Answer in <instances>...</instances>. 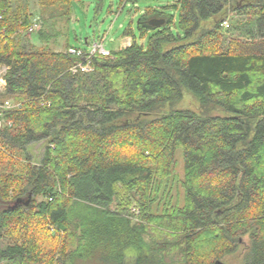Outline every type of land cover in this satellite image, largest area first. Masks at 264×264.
I'll use <instances>...</instances> for the list:
<instances>
[{
	"label": "trees",
	"instance_id": "1",
	"mask_svg": "<svg viewBox=\"0 0 264 264\" xmlns=\"http://www.w3.org/2000/svg\"><path fill=\"white\" fill-rule=\"evenodd\" d=\"M12 1L0 4V100L18 104L0 116V264H215L245 236L243 264H264V0H177L176 22L148 8L145 45L133 37L74 74L77 58L47 46L61 35L54 7L66 24L74 0H40L43 47L22 37L30 21Z\"/></svg>",
	"mask_w": 264,
	"mask_h": 264
},
{
	"label": "rangeland",
	"instance_id": "2",
	"mask_svg": "<svg viewBox=\"0 0 264 264\" xmlns=\"http://www.w3.org/2000/svg\"><path fill=\"white\" fill-rule=\"evenodd\" d=\"M176 1L177 0H128L125 4L121 5V0H74L71 4L72 13L69 15V22L66 24L62 22L64 18V14L62 13L66 11L67 6H55V13L51 17L54 19H48L49 15L45 12L47 10L41 7L40 0H13L10 4V8L11 10H17L20 17L27 16L30 21L29 25L32 20L37 19L39 30L42 28V22L45 20L48 19L50 22L54 20L53 22H56V31L61 32V35H56L53 37V40L48 41L47 46L53 50L66 51L67 43L69 46L87 49V43L101 41L104 38L103 43L105 48L114 52L119 50L122 45V38L125 36L126 31H130V37H134L140 44H146L151 33L141 38L137 31L136 24L138 17L148 8H153L164 12L166 15H171L174 22H176L179 16V8L173 6L176 4ZM15 3H18V5ZM234 17V12L228 14L229 21ZM27 28L22 31L23 34H25L22 37L28 41L29 45L43 47V42L37 39V32L39 30L28 35ZM6 100L12 101L11 98ZM188 104L189 100L185 97L178 106L184 107L188 106ZM164 108H167V106ZM44 150L45 144L43 141L31 144L28 147L31 163H39ZM175 159L176 164L173 168V177L176 180H172L174 182V186L172 187V199L174 202L178 201V204H182L183 190L179 181H181L183 177L184 163L181 150L177 151ZM40 199L41 198L38 197V200ZM1 206H4V203L0 201V207ZM247 241V237H243L236 252L223 258L222 261L225 264H243V255L246 251Z\"/></svg>",
	"mask_w": 264,
	"mask_h": 264
},
{
	"label": "built area",
	"instance_id": "3",
	"mask_svg": "<svg viewBox=\"0 0 264 264\" xmlns=\"http://www.w3.org/2000/svg\"><path fill=\"white\" fill-rule=\"evenodd\" d=\"M3 1L4 0H0V4ZM127 1L128 0H123L122 5L125 4ZM1 20H2V14L0 12V21ZM222 26L225 28L229 26V23L226 19L222 22ZM27 29H28L27 30L28 35L38 31L39 24L37 22V19L32 20L31 24L28 26ZM2 34L3 32L0 29V36H4ZM103 41L104 38L101 41H92L90 43H87L88 46L87 49L69 46L66 49V52L69 55L77 58L75 64L70 67V72L73 74L77 72L88 73L92 70V60L94 57L110 56L111 52L105 48ZM7 69L8 67L5 65L0 66V93H2L5 89V85H6L5 74ZM14 107H18V104H15L10 100L0 101V116L4 110H9ZM6 124L10 125V122H6L0 117V128L5 126Z\"/></svg>",
	"mask_w": 264,
	"mask_h": 264
},
{
	"label": "water",
	"instance_id": "4",
	"mask_svg": "<svg viewBox=\"0 0 264 264\" xmlns=\"http://www.w3.org/2000/svg\"><path fill=\"white\" fill-rule=\"evenodd\" d=\"M149 22L153 26H158V25L163 24L164 20H162V19H151ZM215 264H225V263L222 261H216Z\"/></svg>",
	"mask_w": 264,
	"mask_h": 264
},
{
	"label": "crops",
	"instance_id": "5",
	"mask_svg": "<svg viewBox=\"0 0 264 264\" xmlns=\"http://www.w3.org/2000/svg\"><path fill=\"white\" fill-rule=\"evenodd\" d=\"M122 45L120 46V48L119 49H121V48H124V47H127L128 45H130V43H131V37H127V36H124L123 38H122Z\"/></svg>",
	"mask_w": 264,
	"mask_h": 264
}]
</instances>
